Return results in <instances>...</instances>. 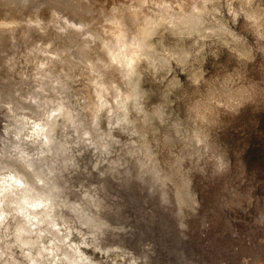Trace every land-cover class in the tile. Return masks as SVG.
Wrapping results in <instances>:
<instances>
[{"label":"clouds","instance_id":"1","mask_svg":"<svg viewBox=\"0 0 264 264\" xmlns=\"http://www.w3.org/2000/svg\"><path fill=\"white\" fill-rule=\"evenodd\" d=\"M0 11V264H208L196 231L264 264V195L219 127L264 113V0Z\"/></svg>","mask_w":264,"mask_h":264},{"label":"rangeland","instance_id":"2","mask_svg":"<svg viewBox=\"0 0 264 264\" xmlns=\"http://www.w3.org/2000/svg\"><path fill=\"white\" fill-rule=\"evenodd\" d=\"M219 127L223 129L220 132L223 150L226 153H235L232 157V168L235 175L239 176L244 173L242 178L256 186L258 192L264 195V113L245 110L239 117L230 119L227 124L222 123ZM240 131L244 132L242 138L239 135ZM216 132L217 129L214 128V138ZM193 187L194 189L201 187L199 178H196V184ZM202 195H204L203 192ZM242 219L246 218L242 217ZM240 226L243 229V225ZM192 227L196 229L198 225L193 222ZM208 239L209 244L205 245L199 232L196 231L187 243V247L194 251L196 258L207 260L208 264H218L219 258L228 248L229 238L227 236L216 237L209 233Z\"/></svg>","mask_w":264,"mask_h":264},{"label":"bare ground","instance_id":"3","mask_svg":"<svg viewBox=\"0 0 264 264\" xmlns=\"http://www.w3.org/2000/svg\"><path fill=\"white\" fill-rule=\"evenodd\" d=\"M3 15V12L2 11H0V16H2Z\"/></svg>","mask_w":264,"mask_h":264}]
</instances>
